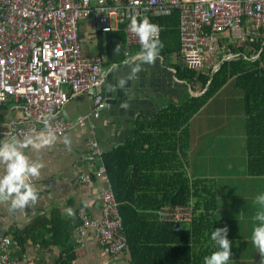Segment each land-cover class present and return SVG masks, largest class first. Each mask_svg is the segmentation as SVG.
Wrapping results in <instances>:
<instances>
[{"label": "crops", "instance_id": "1", "mask_svg": "<svg viewBox=\"0 0 264 264\" xmlns=\"http://www.w3.org/2000/svg\"><path fill=\"white\" fill-rule=\"evenodd\" d=\"M245 33L247 34V31ZM97 35L92 19L82 22L80 37L83 54L87 57L100 56L105 60L104 82L95 92L103 97L105 108L98 118H94V94L84 93L72 97L61 115L65 120L72 122L84 118L86 127H77L62 136L55 135V142L40 150L31 147L25 149L30 159L43 165L40 175L31 179V183L39 193L35 205L27 207L25 212L21 213L13 210L8 201L0 200L2 217L0 235L14 238L16 234L22 233L25 236L26 230L37 221L49 220L56 213L63 221L68 222V231L71 233L69 250L65 252L66 249L60 246H45L41 244L39 238L37 242L29 239L24 246L14 245L11 248L13 259L18 264H58L62 255L65 258L71 255L73 258L69 264H132L129 251L114 256L98 244L92 230L82 234L78 213L80 209L85 208L92 218H102L101 196L105 184L102 179L95 177L92 185H83L79 177L82 172H95V168L100 164V160H97L95 165L91 166L92 158L88 151L90 140H96L105 154L127 142L136 126V128L141 127L144 134L148 133V136L143 138L141 134L140 141L152 140L144 144V150L160 140L158 147H162L165 153H171L173 148H177L179 159L174 163L170 162L163 170L146 171L150 176L148 182L150 189L161 187L160 183L165 182L162 177L152 176L158 173L168 176L167 182L177 174L185 173L192 187L208 185L214 190L216 198L212 217L213 228L215 230L227 227V236L232 243L233 256L229 264H264V254H260L251 243L253 217L257 211L254 200L258 194L264 193V176L253 177L248 172L247 113L244 93L235 86L236 75L230 77L190 120L188 125L190 137L187 139L188 148L184 159L180 151L181 128H178L177 135L175 130L177 121L178 126L180 125V114L178 109L174 108H179L189 97L198 98L191 95V90L201 93L202 96L207 89L203 91L197 80L189 81L179 72V67H187L179 51L181 42H178L177 53L159 52L158 58L152 63H142L131 61L141 47L129 46L126 40V58L112 68L113 64L107 65L106 54L103 56L99 54ZM250 38L253 41L242 42L235 39L231 31L219 36L217 51L207 55L206 67L201 71L208 74L218 64L221 65V69L223 64L231 62L225 60V55L230 52L241 54V57L233 62L240 61L243 57L250 63H256L260 59L262 50L258 52L253 43H261L263 49L264 37L261 34H249L247 39ZM221 47L227 48L228 51H222ZM137 63L140 64V71L133 75L132 67ZM244 65L245 70L251 67L249 64ZM259 67L264 69V62ZM218 72L212 71L211 78L214 79ZM121 79L126 81L123 87L119 84ZM160 113L171 114L172 119L169 121L166 118L159 122L156 118ZM176 113L179 115L177 118ZM170 122L174 126L172 137L165 135L166 131H171L170 128H164ZM11 123L28 125V116L22 105L14 101L0 107L2 132L9 134L12 131ZM160 127L163 128L162 131ZM35 135L38 134L31 136ZM6 136L0 134V139ZM17 138L23 139V137ZM65 139L69 141L68 144H65ZM173 157L174 151L170 158ZM69 208L72 209L71 215L67 211ZM157 213H153L152 218L159 221ZM192 222L181 224L180 231L190 228ZM43 226L46 228H40L38 233L43 239H49L51 237L47 233L49 226ZM173 231H175L174 227ZM83 236L82 245L79 240ZM214 250L215 246L212 242L210 251Z\"/></svg>", "mask_w": 264, "mask_h": 264}, {"label": "built area", "instance_id": "2", "mask_svg": "<svg viewBox=\"0 0 264 264\" xmlns=\"http://www.w3.org/2000/svg\"><path fill=\"white\" fill-rule=\"evenodd\" d=\"M176 10L180 12V55L190 70H204L207 55L217 51L219 36L227 31L242 42L253 41L247 39L249 34L264 37V0H0V107L14 101L22 105L28 116L27 126L11 123V132L24 138L51 130L62 136L77 127H86L84 118L72 122L61 115L72 97L84 93L95 95L93 117L100 116L105 103L101 94L95 92L104 82L105 60L83 54L81 21L92 19L98 33L125 25L128 45L141 47L138 37L128 30L130 19L147 17L152 22L169 17ZM157 25L160 39L162 27ZM221 50L228 51L222 47ZM240 57L241 54L230 52L225 60ZM0 134L8 132L0 128ZM88 151L91 166L97 160L100 164L95 172H82L79 180L83 185H92L98 177L105 188L101 219L80 209L82 234L92 230L100 246L114 256L121 255L129 251V244L103 162L104 153L94 139L89 141ZM193 207L192 203L166 205L157 217L180 231L181 224L193 221ZM79 243L84 244V236ZM14 245H18L15 238L0 235V264H18L11 254Z\"/></svg>", "mask_w": 264, "mask_h": 264}, {"label": "trees", "instance_id": "3", "mask_svg": "<svg viewBox=\"0 0 264 264\" xmlns=\"http://www.w3.org/2000/svg\"><path fill=\"white\" fill-rule=\"evenodd\" d=\"M152 23H159L163 27L160 39L163 47L160 53H177L180 41V12L176 10L171 16L152 20ZM124 28L125 25H122L118 31L97 35L99 54L101 56L106 54L107 65L122 63L126 58ZM253 46L258 52L262 50L260 59L256 63H250L243 57L240 61L226 62L214 76L209 88L207 87L211 80L212 69L207 74L203 71L196 72L187 67H179L182 77L189 81L197 80L203 91L207 89L201 97H189L182 102L179 108H174L178 109L180 114V125L178 126L177 121L175 130L177 135L178 128H181L180 151L184 159H186L188 148L187 139L190 137L188 130L190 120L226 84L230 77L236 75L235 86L244 93L247 113L248 172L253 177L264 176V69L259 67L264 62V48L262 49V44L257 42H254ZM244 64L251 66L247 67L249 70L244 69ZM178 113H176V118L179 116ZM166 118L170 121L171 114L160 113L156 120L162 122ZM167 127L171 131H166L165 135L172 137L174 126L170 122L164 128ZM160 128L162 131L163 128ZM141 134L142 138L148 136V133L144 134L141 127L136 128L135 126L134 133L127 142L103 156L113 191L119 203L132 264H203V257L210 254L208 252H211L212 247L210 234L214 230L212 217L216 206L214 190L206 184L192 187L185 173L177 174L168 182V176L163 173L152 175L162 177L165 182L160 183L161 187L150 189L148 183L150 176L146 171L163 170L179 157L176 147L171 153H165L162 147H158L161 140L144 150V144L152 140L140 141ZM175 146H177L176 143ZM173 151L174 157L171 159ZM198 184L201 183L198 182ZM190 202L194 206L195 219L188 229L175 232L170 223H162L152 218L163 206L186 205ZM43 225L49 226L47 230L51 236L49 239H43L38 233L40 228H46ZM25 233V236L21 233L14 237L18 245L24 246L29 239L37 242L39 238L41 244L45 246H60L66 249L65 252L69 250L71 233L68 231V222L63 221L56 213L49 220L37 221ZM72 258L71 255L66 258L62 255L58 264H69Z\"/></svg>", "mask_w": 264, "mask_h": 264}, {"label": "clouds", "instance_id": "4", "mask_svg": "<svg viewBox=\"0 0 264 264\" xmlns=\"http://www.w3.org/2000/svg\"><path fill=\"white\" fill-rule=\"evenodd\" d=\"M128 30L135 34L141 45L140 50L131 58L132 62L152 63L159 56L163 47L162 41L158 39L159 26L152 23L147 17L137 19L133 16L128 24ZM118 50V46L116 51ZM116 65L113 64L112 68ZM140 71V64L132 67L134 75ZM131 78V77H129ZM126 83L121 79V87ZM46 127L47 122L45 121ZM56 137L51 130L41 131L35 136H25L18 139L12 132L5 138L0 139V200L9 202L13 210L21 213L27 207H33L38 199L39 193L31 183V179L40 175L43 165L30 159L25 149L31 147L40 150L55 142ZM69 141L65 139V144ZM257 211L253 217L254 224L251 231V243L260 254H264V193L258 194L254 200ZM68 214H72L69 208ZM228 229L216 228L210 234L215 250L203 257V264H229L233 256L232 243L227 236Z\"/></svg>", "mask_w": 264, "mask_h": 264}, {"label": "water", "instance_id": "5", "mask_svg": "<svg viewBox=\"0 0 264 264\" xmlns=\"http://www.w3.org/2000/svg\"><path fill=\"white\" fill-rule=\"evenodd\" d=\"M220 66H221V65L218 64V65L213 69V73L218 72L219 69H220ZM212 79H213V78H211L210 82L208 83V87L211 85V81H212ZM208 87H207V88H208ZM191 95H192L193 97H199V96H201V93H199V92H194V91L191 90Z\"/></svg>", "mask_w": 264, "mask_h": 264}, {"label": "rangeland", "instance_id": "6", "mask_svg": "<svg viewBox=\"0 0 264 264\" xmlns=\"http://www.w3.org/2000/svg\"><path fill=\"white\" fill-rule=\"evenodd\" d=\"M82 22H83V21L80 22V29H81ZM210 55H211V54H210ZM212 55H214V54H212ZM184 225H185V224H184Z\"/></svg>", "mask_w": 264, "mask_h": 264}]
</instances>
